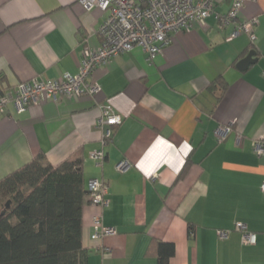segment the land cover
Here are the masks:
<instances>
[{
    "label": "crops",
    "instance_id": "crops-1",
    "mask_svg": "<svg viewBox=\"0 0 264 264\" xmlns=\"http://www.w3.org/2000/svg\"><path fill=\"white\" fill-rule=\"evenodd\" d=\"M231 2L217 0L216 9ZM104 17L77 0H0V88L76 74L83 47L99 45ZM250 17L253 41L246 33L228 40L233 24L210 16L173 32L153 61L135 47L97 67L94 96H58L22 113L8 106L0 113V179L38 154L57 165L78 153L85 189L90 178L108 185L103 223L115 229L91 239L101 209L85 194L86 264H160L158 241L174 245L168 264H264V152L252 148L264 134V0L244 4L239 19ZM251 50L256 60L239 69ZM217 80L224 90L209 88ZM101 104L122 120L100 166L90 153L102 147ZM221 125L230 131L219 140ZM121 160L124 172L116 170ZM244 232L255 242L243 243Z\"/></svg>",
    "mask_w": 264,
    "mask_h": 264
},
{
    "label": "built area",
    "instance_id": "built-area-1",
    "mask_svg": "<svg viewBox=\"0 0 264 264\" xmlns=\"http://www.w3.org/2000/svg\"><path fill=\"white\" fill-rule=\"evenodd\" d=\"M84 8H99L105 17L99 25L97 34L99 45L82 49L78 72L63 73L56 79L33 78L16 84L15 90H5L0 93V113H5L12 106L16 113L24 112L29 105L40 103L46 99H56L58 96L78 97L80 95L94 96L100 91L99 84L92 79L94 70L107 64L114 57L139 47L147 54V59L153 61L172 41V33L179 30L188 31L195 23H203L207 17L213 16L220 27L233 24L234 28L228 40L240 33L255 39L254 26L256 17L240 20L241 9L247 1L232 0L229 9L220 12L216 9L217 0H77ZM121 115L115 113L108 104L100 105V114L96 125L102 132V147L92 151L90 157L98 165L105 159L104 146L111 139L113 127L121 123ZM230 131V127L221 125L216 129L219 140ZM252 148L256 155L264 152V134L252 140ZM129 163L121 160L116 164V170L124 172ZM264 191V181L261 184ZM108 185L99 178H90L86 194L92 204L101 211L93 217L91 239L98 240L115 232V229L104 225L102 209L108 205ZM240 228L243 225L238 224ZM220 237H225V231H218ZM243 243L255 242L253 233L244 232Z\"/></svg>",
    "mask_w": 264,
    "mask_h": 264
},
{
    "label": "trees",
    "instance_id": "trees-1",
    "mask_svg": "<svg viewBox=\"0 0 264 264\" xmlns=\"http://www.w3.org/2000/svg\"><path fill=\"white\" fill-rule=\"evenodd\" d=\"M223 80L209 88L224 90ZM5 91L0 88V93ZM86 189L78 153L57 165L44 154L0 179V264H86L82 209ZM174 245L158 241L168 264Z\"/></svg>",
    "mask_w": 264,
    "mask_h": 264
},
{
    "label": "water",
    "instance_id": "water-1",
    "mask_svg": "<svg viewBox=\"0 0 264 264\" xmlns=\"http://www.w3.org/2000/svg\"><path fill=\"white\" fill-rule=\"evenodd\" d=\"M255 60H256V58L254 57V51L251 50V51H249V53L244 58H242L240 61H238L237 67L241 70L245 69L250 64H252Z\"/></svg>",
    "mask_w": 264,
    "mask_h": 264
}]
</instances>
